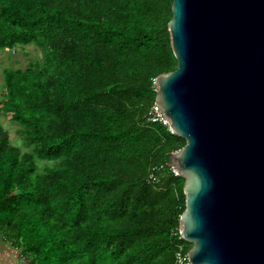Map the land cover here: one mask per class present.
I'll use <instances>...</instances> for the list:
<instances>
[{"label": "trees", "instance_id": "16d2710c", "mask_svg": "<svg viewBox=\"0 0 264 264\" xmlns=\"http://www.w3.org/2000/svg\"><path fill=\"white\" fill-rule=\"evenodd\" d=\"M173 0H0L4 68L0 230L27 264H176L186 139L151 121L158 75L175 70ZM39 160L50 161L43 168Z\"/></svg>", "mask_w": 264, "mask_h": 264}, {"label": "water", "instance_id": "95a60500", "mask_svg": "<svg viewBox=\"0 0 264 264\" xmlns=\"http://www.w3.org/2000/svg\"><path fill=\"white\" fill-rule=\"evenodd\" d=\"M178 66L155 80L186 144L182 237L193 264H264V0H173Z\"/></svg>", "mask_w": 264, "mask_h": 264}, {"label": "rangeland", "instance_id": "374dc122", "mask_svg": "<svg viewBox=\"0 0 264 264\" xmlns=\"http://www.w3.org/2000/svg\"><path fill=\"white\" fill-rule=\"evenodd\" d=\"M42 57V51L35 46L30 44L25 47H16L15 51L11 50H1L0 49V104L4 98V68L7 66L13 67H25L31 61L39 60ZM1 121L4 126L10 131L11 138L14 144L20 145L22 148H25L21 136L19 134L20 125L17 122H14L11 119V114H1ZM51 163L46 160H39L40 167L43 168L46 164Z\"/></svg>", "mask_w": 264, "mask_h": 264}, {"label": "built area", "instance_id": "2783aa9c", "mask_svg": "<svg viewBox=\"0 0 264 264\" xmlns=\"http://www.w3.org/2000/svg\"><path fill=\"white\" fill-rule=\"evenodd\" d=\"M150 119H151V121H154V122L159 121V122H163L164 124L169 125V121H168L167 117L165 116L164 112L162 111L160 105L157 103V101H155V103L153 104V106L151 108ZM169 128L173 132L170 125H169ZM170 166H171L172 170L175 172V174L180 175L176 166H174L173 164H170ZM178 233H179L180 237H182L180 228H179ZM186 246L187 245L185 243H182L181 245H179V247L175 253L176 264H193L189 258V253H188L192 244L190 243L189 247H186Z\"/></svg>", "mask_w": 264, "mask_h": 264}, {"label": "crops", "instance_id": "0c3cea01", "mask_svg": "<svg viewBox=\"0 0 264 264\" xmlns=\"http://www.w3.org/2000/svg\"><path fill=\"white\" fill-rule=\"evenodd\" d=\"M0 264H27L20 247L0 230Z\"/></svg>", "mask_w": 264, "mask_h": 264}]
</instances>
